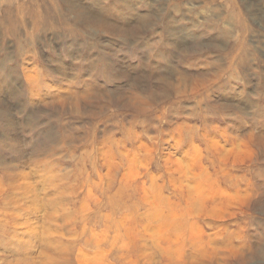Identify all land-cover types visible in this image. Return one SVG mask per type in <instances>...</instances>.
<instances>
[{
    "label": "rangeland",
    "instance_id": "1",
    "mask_svg": "<svg viewBox=\"0 0 264 264\" xmlns=\"http://www.w3.org/2000/svg\"><path fill=\"white\" fill-rule=\"evenodd\" d=\"M59 1L56 6L66 20L62 17L58 36L48 34L40 47V86L34 85L39 97L30 103L29 86L19 87L20 95L1 96L0 121L10 118L12 124L9 130L0 124V135L5 132L10 139L5 151L0 145V157L7 164H40L54 169L51 192L56 203L65 207L63 213L70 216L66 227L78 237L67 243L92 256L103 249L112 264L135 259L136 249L127 239L115 242L119 235L116 224L134 216L140 222V217L151 213L143 198L156 192L182 205L183 196L173 188L174 175L169 169L184 164L179 157L194 145L201 164L214 174L220 173V164L241 163L234 169L228 167L225 175L242 179L240 189L257 184L261 195L248 210L240 209L219 225L222 228L207 226L204 218H186L191 224L188 229L198 224L208 233L206 241L216 238L220 246L232 241L249 251L264 247V145L258 141L264 142V0H115V5L113 0L98 4ZM72 5L78 8L81 20L76 21V14L70 13L67 6ZM96 15L103 20L97 21ZM50 39L53 51L46 46ZM244 40L249 52L243 48ZM13 42V38L3 41L0 37V59L8 51L17 52ZM164 79L177 85L181 94L175 95ZM61 89L78 97L87 89L94 96L74 107L56 104L53 97ZM129 98L143 104L145 110L124 102ZM176 125H183L184 130L176 131ZM247 133L255 140L251 143L255 161L238 154L232 157L241 134ZM143 144L152 150L150 154L141 148ZM224 149L233 150L227 162L221 157ZM134 158L140 167L132 168ZM111 164L115 165L112 181L107 177ZM258 167L261 170L255 176L251 171ZM129 172L132 179L122 183ZM67 173L68 179L62 182L61 175ZM222 183L225 188L233 186L226 180ZM161 210L168 215L166 205ZM126 224L124 230L143 229L135 221ZM93 235L100 237L101 248H93ZM185 238L192 239L188 234ZM248 264H264V251Z\"/></svg>",
    "mask_w": 264,
    "mask_h": 264
},
{
    "label": "bare ground",
    "instance_id": "2",
    "mask_svg": "<svg viewBox=\"0 0 264 264\" xmlns=\"http://www.w3.org/2000/svg\"><path fill=\"white\" fill-rule=\"evenodd\" d=\"M92 1L98 4L103 0H91V2ZM114 1L115 0H113L112 5L114 4ZM59 2V0H0L1 40L4 41L13 38V43L15 44L14 46L17 49V52L14 50L8 51L6 53L7 56L3 59H0V105L4 104L1 101V96H4L7 93L9 95H15V93L16 95H20L21 92L18 90L19 87L29 86L28 94L30 95L29 100L31 104H34L36 97L40 95L34 89V85L40 86L37 84L39 82L38 75L40 76V66L38 64L40 55L39 50L42 46V43L45 41V39H47L48 34L53 37L58 36V31L62 26L61 20L64 16L62 10L56 6V4ZM73 6L74 5H72V7H67L71 10L70 13L76 14V21L81 20L80 16L76 13L78 12V8L76 7L75 9ZM94 11L96 10L94 9ZM130 13H132V11ZM98 15L94 17H97L98 20H96L100 22L103 19L101 18L102 20H99L100 17L98 18ZM63 20L66 19L63 17ZM86 21L84 24H87ZM93 23L95 22L93 21ZM88 24L92 26L90 22ZM64 25L66 29L70 30L68 24H63V26ZM50 40H52L51 43L45 44H47L46 46L48 49L53 51V39ZM244 42L245 40L243 41V45ZM198 48L200 49V47ZM243 48L245 49V45ZM1 50L2 48L0 46V52ZM245 50L249 52L247 49ZM68 79L69 78H66L67 81ZM194 79L193 81H195ZM164 80L168 83L170 89L173 90L175 95L181 94L180 88H178L177 85L170 83L168 79ZM203 80L205 81L206 79L203 78ZM64 93H66V95H64ZM64 93L61 89L60 92L56 94L55 97H53V101H55L56 104L67 103L74 107L79 105L81 102L90 100L94 96V94H92V92L87 89L85 93L81 95V97H78L75 93L68 91H64ZM41 101L43 102L44 99ZM45 102L46 101L43 103ZM124 102L127 104L129 103L131 107L140 111L145 110V108L142 107L143 104L140 106V104H137L136 102L134 103L131 98ZM0 124L3 128L9 130L12 121L10 118H8L5 121H0ZM174 129L176 131H183L184 127L183 125L179 127L176 125ZM6 134L7 133L3 132V134L0 135V145L4 151L5 148L10 146V139ZM206 137L207 136H205V139ZM258 141L260 144L264 145V142L261 140ZM252 142H255L253 136L248 133L247 135L241 134L239 142H237L235 145V147L238 148L237 153L233 154L232 157H235L234 155L238 154L239 156L243 157V159L247 157L250 159V161H255L256 159L254 158L256 151L254 152V148H251ZM116 144L119 145L117 142ZM212 144L211 145L213 148L217 147V143L213 142ZM143 147L146 149L145 152L147 154L151 153L152 150H150L145 144L141 146V148ZM197 149L196 146L190 145L189 149L187 148L184 154L179 157L181 161H184V164L179 163L175 168L169 169V173L172 174L171 176L174 175L173 180H171L173 188L180 191V194L183 196L182 205H178L179 203H175L171 201V199L166 200L161 192H156L155 195H147L145 198H143L145 204L151 208V213L140 217V222L136 219V216H134L132 219L125 218L122 221H118L116 224L115 229H117L119 235L118 237L116 236L115 242L123 237L127 239L129 244L133 245V247L136 249V256L133 257L135 259H127L128 264H231L232 261H235L238 264H248L255 254L263 253L264 247L249 251L250 249H247L246 247L234 245V242L232 243V241L220 246L216 243V238L213 237L214 239L211 240L209 235L208 237L210 242H207L205 238L207 237L208 233L206 234L204 229L199 227L198 224L191 226L188 229V226L191 225L188 224V221L194 218L207 219L209 221H207V226L209 225L212 227H218L226 220L234 217V215L240 209L247 208L246 210H248L252 205H254V203L258 201L257 198L259 195H261L259 190L256 189L257 184H255L253 187L252 183H250L246 188L240 189L239 186L242 184V179H237L234 177L230 179L228 175H225L227 171L226 169L228 167L234 169L237 168V165H242L241 163L220 164V173L218 172L214 174L209 170L208 167L204 166V164H201V157L199 158ZM232 153V149H224L221 152L222 160L226 161ZM124 156H126L129 160L128 154L124 153ZM180 160L177 161L181 162ZM135 161L136 158L130 161L132 168L140 167L139 165L141 163L136 164ZM170 161L171 159L168 157L167 162ZM174 163H176V161ZM259 165L260 164H255V166ZM114 166L115 165L111 164L110 171L108 170L107 173V177L111 179V181V176L115 170ZM53 170L54 169L52 167H49L48 169L47 167L42 168L40 164H7L6 160H3L2 157H0V264H112L108 261V253H106L103 249L100 253L98 252V254L92 256L83 251V249H77V246L74 243H67V241L77 240L78 237H73L72 231L66 227L70 222V216L63 213L65 211H63L65 207L62 205V203H59V205L56 203V195L52 193L53 191L51 192L53 181H55ZM260 170L261 168H254V170L251 172L255 174V176H258V172H260ZM133 171H135V169ZM61 176L63 177L62 182H65L68 179V173L67 175L65 174ZM131 179L132 175L129 172V174H125L123 176L122 183H126V181ZM224 180L229 181V184L232 183L233 189L225 188L223 186L224 184L222 183ZM238 187L239 189L235 190ZM142 204L144 206V203ZM164 205L169 208L168 215L161 210V207ZM186 218H188V221H186ZM133 221H135V223H141V226H143L141 232L134 230H124L126 229V223ZM57 224L61 225L62 227L60 226L61 228H58ZM54 226L56 227L54 228ZM220 227L221 226H219V228ZM62 229L64 230L62 231ZM83 234H85V231ZM186 234L191 236L192 239L186 240ZM92 240L93 244L89 239L87 240L88 244H92L93 248H101L102 241L98 235H93ZM149 242H151V245ZM141 247H143L142 250L140 249ZM190 248L193 249V251L192 253L188 254L186 251ZM219 260L222 262L220 263Z\"/></svg>",
    "mask_w": 264,
    "mask_h": 264
}]
</instances>
